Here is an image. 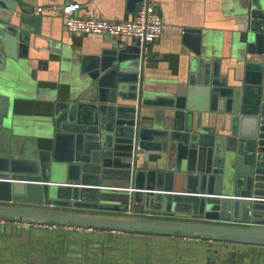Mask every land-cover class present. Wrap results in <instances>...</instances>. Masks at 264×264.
<instances>
[{
    "label": "water",
    "instance_id": "obj_1",
    "mask_svg": "<svg viewBox=\"0 0 264 264\" xmlns=\"http://www.w3.org/2000/svg\"><path fill=\"white\" fill-rule=\"evenodd\" d=\"M245 3L238 64L197 36L174 95L144 87L138 38L82 54L38 136L17 132L0 90V217L264 245V0ZM31 20L0 0V69L25 54Z\"/></svg>",
    "mask_w": 264,
    "mask_h": 264
},
{
    "label": "crops",
    "instance_id": "obj_2",
    "mask_svg": "<svg viewBox=\"0 0 264 264\" xmlns=\"http://www.w3.org/2000/svg\"><path fill=\"white\" fill-rule=\"evenodd\" d=\"M18 1L25 14L33 18L28 22L32 30L25 54L18 55L13 67L0 69V90L10 97L9 119L12 117L17 122L19 129L17 132L35 137L48 127L46 117L53 113L55 102L70 97L80 70L82 54H97L106 46L124 47L136 43L134 37L118 38L93 32L67 30L62 16L64 4L79 3L78 12L82 15L121 20L134 18L140 2L137 4L133 0ZM151 1L165 21L164 31L159 39L150 43L147 48L140 45L146 54L144 87L151 95H174L180 89H186L192 72L190 63V58L194 55L192 43L197 36L202 40V46L208 50V54L221 56L225 65L238 64L244 45L240 39L246 26L245 0ZM33 26L39 28V31L36 32ZM188 29L193 31H187ZM3 82H8L9 87L6 88L5 85L2 87ZM171 112L166 110V113ZM207 116L208 113L204 112V117ZM3 220L4 218L0 221ZM23 224L22 231L28 237L31 234L40 235L42 232L39 225L28 226L25 221ZM34 227L41 230L35 231ZM208 246V243L199 240L187 245H178L179 251H176L175 245L157 244V250L168 256L154 257L152 264H209L207 256L209 254L216 256L219 246L213 247L211 253L208 252ZM175 253L178 257H174ZM0 259L3 262V258ZM229 259L227 264H244L238 253L229 256ZM43 261L46 259L37 263L42 264ZM2 262L0 261V264ZM20 262L17 261L18 264Z\"/></svg>",
    "mask_w": 264,
    "mask_h": 264
},
{
    "label": "trees",
    "instance_id": "obj_3",
    "mask_svg": "<svg viewBox=\"0 0 264 264\" xmlns=\"http://www.w3.org/2000/svg\"><path fill=\"white\" fill-rule=\"evenodd\" d=\"M0 251L6 250L7 255L3 257L2 264H16L17 257L22 255L25 261L24 264H38L35 261H30L26 250L34 253H39L42 259L46 261L42 264H152L154 257L168 256V254L157 250V244H164L165 246L187 245L196 241H203L213 245V247L221 245L224 242L220 240H211L209 238L201 237L199 240L184 239L180 236L182 234H168L158 233L153 231H135L117 228L119 230L113 231L112 228L92 226L93 230H87L86 227L82 229H66L64 227H50L48 223L28 221L24 219H14L7 217H0ZM28 221L26 225H39L42 228L40 235L23 236V223ZM44 227V228H43ZM5 231V232H4ZM17 231L19 233H17ZM4 232V233H2ZM13 232L15 234H8ZM49 236V237H48ZM116 240L117 242H114ZM119 245L117 247L116 245ZM122 243V244H120ZM7 245L9 248L4 249ZM33 246L40 249L37 251ZM107 246L110 251H106ZM151 247V248H150ZM208 252H212V248ZM179 248V247H178ZM175 249L179 251V249ZM216 256L209 254L207 256L209 264H227L229 256L238 253L241 255L242 263L250 264L244 260V253L232 252L230 255H223L220 253V248H217ZM183 252V251H181ZM44 253V254H43ZM178 257L175 253L174 257ZM213 258V260H211Z\"/></svg>",
    "mask_w": 264,
    "mask_h": 264
},
{
    "label": "built area",
    "instance_id": "obj_4",
    "mask_svg": "<svg viewBox=\"0 0 264 264\" xmlns=\"http://www.w3.org/2000/svg\"><path fill=\"white\" fill-rule=\"evenodd\" d=\"M80 4L77 2H67L62 8V16L67 30L72 32H93L111 37L125 38L134 37L145 42V48L159 39L164 31V18L151 0H143L139 3L135 16L132 19H109L106 17L82 15L78 12ZM4 221V220H3ZM26 224L29 223L25 221ZM50 227H59L60 224H49ZM66 229H82L83 226L64 223L61 224ZM87 230H93L92 226H87ZM113 231L119 229L112 228ZM183 239L199 240L201 236L193 234H182Z\"/></svg>",
    "mask_w": 264,
    "mask_h": 264
},
{
    "label": "rangeland",
    "instance_id": "obj_5",
    "mask_svg": "<svg viewBox=\"0 0 264 264\" xmlns=\"http://www.w3.org/2000/svg\"><path fill=\"white\" fill-rule=\"evenodd\" d=\"M35 231H39L41 230V228H35ZM25 231V230H24ZM5 232V231H4ZM2 232V233H4ZM8 234H15V233H9ZM17 233H19L17 231ZM23 234V238L24 235L26 234L25 232L22 233ZM16 235V234H15ZM184 240V239H183ZM114 242H117L116 240H114ZM122 244V243H120ZM220 248V253L223 255H230V253L232 252H240V253H244V260H246V262L250 263V264H264V245H255V244H246V243H237V242H224L221 245L217 244ZM117 247H119L118 243L116 245ZM213 247V245L209 244V246L207 248H211ZM9 247L7 245L4 246V249H8ZM108 249H106V251H110L109 248H112L110 246H107ZM151 248V247H150ZM206 248V249H207ZM33 249L40 251V249H38L37 247L33 246ZM25 253H27L30 258V261H35V262H41L42 258L41 255L39 253H34V252H30L28 250L25 251ZM0 254L7 258L6 255L8 254L6 250H1ZM234 255V254H232ZM241 255H239L240 258ZM20 259V264H24V257H23V252L22 255L19 256ZM17 259L19 260V258L17 257ZM0 261L2 262V259H0ZM18 264V263H16Z\"/></svg>",
    "mask_w": 264,
    "mask_h": 264
}]
</instances>
